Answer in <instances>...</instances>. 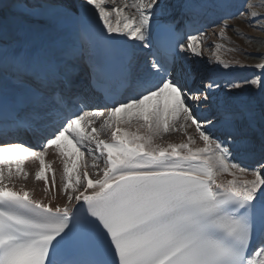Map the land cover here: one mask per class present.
I'll return each mask as SVG.
<instances>
[{"label":"snow or ice","instance_id":"snow-or-ice-1","mask_svg":"<svg viewBox=\"0 0 264 264\" xmlns=\"http://www.w3.org/2000/svg\"><path fill=\"white\" fill-rule=\"evenodd\" d=\"M110 3L17 5L44 16L54 35L18 40L0 22V264H264V56L259 72L222 88L183 55L202 54L204 33L184 35L166 19L178 7L191 13V0ZM85 56L117 69L93 86L96 105L74 92L71 64ZM244 85L260 98L233 107ZM199 105L217 110L201 119ZM107 129L110 141L98 138ZM169 131L186 141L162 143ZM10 133L36 136L38 150ZM50 148L62 158V206L13 183L33 158L44 191L49 172L55 187ZM224 174L232 178L218 182Z\"/></svg>","mask_w":264,"mask_h":264},{"label":"bare ground","instance_id":"bare-ground-1","mask_svg":"<svg viewBox=\"0 0 264 264\" xmlns=\"http://www.w3.org/2000/svg\"><path fill=\"white\" fill-rule=\"evenodd\" d=\"M131 2V0H129V3ZM16 3V2H15ZM14 3V4H15ZM46 3V2H44ZM44 3H39V4H43V5H47ZM106 3L109 7H111V3L110 0H106ZM118 3V0H117ZM250 6L252 7V2L250 3ZM232 7V5H231ZM10 10V8H9ZM127 11H129L131 13L132 9L129 8V10L127 9ZM255 13H260V14H264L261 11H252ZM22 16L25 17V15L23 14V12H19L15 14V18H21ZM44 19V16H36V18H32V20L34 21H41ZM251 20L253 21V26L258 29V31L260 32H264L261 30L260 26L264 25V21L263 19H261V17L258 16H251ZM217 33V32H214ZM203 46L201 48L202 54L201 57L198 59H193L195 61V63H200L203 62L205 58H207L209 56V51L207 50V46L209 44H211L212 41H214V39H210L208 38V35L204 34L203 35ZM214 49H212L211 51H213ZM202 59V60H200ZM258 70V69H257ZM259 72V70H258ZM207 115V114H205ZM189 134L193 135V136H197V134L194 131V126L188 131ZM166 141L164 143L167 142H173V143H180L183 141H186V136L184 135V133L181 131L179 132L176 136L174 137H169V138H164ZM162 141V140H161ZM197 143L198 144H202V142H200L197 139ZM47 158L50 162L53 163L52 168L55 170L54 171V178L56 180V184L55 187H52V183H50L51 181V177L53 176L52 172L48 173V191L45 192V183L44 181H37L34 177L35 172L38 170V165L36 160H34L33 158H28L26 160V163L24 165L25 169L27 170V172L29 173V176H27V178H16L13 177V183L15 184L16 188L19 189L20 187H24L26 190L30 191L32 193V195L34 196V198L36 199H40L43 200L44 202H50L52 206L55 205H63L66 202V194L62 191L63 188V167L60 165V160L62 159L56 152L54 149H49L47 150ZM91 163H92V159L87 158V164L89 165V168L95 172L94 168H91ZM232 177L228 176L227 174L221 175L217 177V180L220 181H224L227 179H231ZM73 190L69 189L68 190V194H73ZM54 197V198H53Z\"/></svg>","mask_w":264,"mask_h":264},{"label":"rangeland","instance_id":"rangeland-1","mask_svg":"<svg viewBox=\"0 0 264 264\" xmlns=\"http://www.w3.org/2000/svg\"><path fill=\"white\" fill-rule=\"evenodd\" d=\"M245 1H247L248 7L252 2V7L250 6L248 8V12H246V18L244 17L242 21L239 20L240 19L239 18L234 22H230L229 24H227L226 28L224 24H223L224 28H222V26L220 27V29L223 31L224 34L223 37H221L218 42L219 44L222 45V47L218 51H220L219 53H223L221 55L223 59L230 61H239L247 65L249 64L248 61L247 62L242 61L243 59H245V57L249 56L256 58L257 55L259 57L264 56V47L256 50L257 42L254 39L256 37H264V33L259 32L258 29H256L253 26V22L250 21L249 15H247V13L252 11H261L264 13V0H245ZM32 4H37V3L35 2ZM217 25H219V22L217 23ZM239 31H245L246 35H243ZM217 36H218L217 34L216 35L213 34L210 36V38L216 40ZM213 48H214V43H211L208 45L207 50L211 51ZM257 89L254 88L253 89L254 93H253L252 90L248 91V89L242 87L240 92H242V94H244V96L247 97L248 100H253V96H258L256 99L259 100L260 93ZM258 128L259 125L257 123V129ZM169 134L168 133L162 134L161 140L163 138H167ZM171 134H177V131H174V133L173 131H171ZM255 134L259 135V131H257Z\"/></svg>","mask_w":264,"mask_h":264}]
</instances>
